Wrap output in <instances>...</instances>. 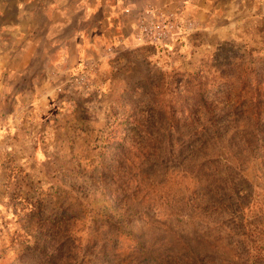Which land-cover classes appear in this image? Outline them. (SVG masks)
Masks as SVG:
<instances>
[{
  "label": "rangeland",
  "instance_id": "obj_1",
  "mask_svg": "<svg viewBox=\"0 0 264 264\" xmlns=\"http://www.w3.org/2000/svg\"><path fill=\"white\" fill-rule=\"evenodd\" d=\"M262 19L146 44L51 194L0 204V264H264Z\"/></svg>",
  "mask_w": 264,
  "mask_h": 264
},
{
  "label": "crops",
  "instance_id": "obj_2",
  "mask_svg": "<svg viewBox=\"0 0 264 264\" xmlns=\"http://www.w3.org/2000/svg\"><path fill=\"white\" fill-rule=\"evenodd\" d=\"M155 13L175 21L187 46L264 20V0H0L2 207L51 194L42 184L55 177L57 153L72 156L73 130L136 82L137 60L158 56L143 54L137 31Z\"/></svg>",
  "mask_w": 264,
  "mask_h": 264
},
{
  "label": "built area",
  "instance_id": "obj_3",
  "mask_svg": "<svg viewBox=\"0 0 264 264\" xmlns=\"http://www.w3.org/2000/svg\"><path fill=\"white\" fill-rule=\"evenodd\" d=\"M137 31L147 44L167 47L178 34L179 26L172 18L155 13L154 18L140 21Z\"/></svg>",
  "mask_w": 264,
  "mask_h": 264
}]
</instances>
